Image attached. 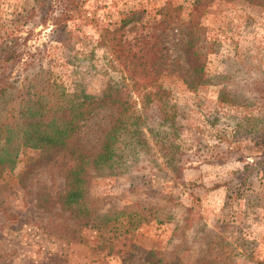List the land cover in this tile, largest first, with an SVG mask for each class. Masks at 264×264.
<instances>
[{
  "label": "rangeland",
  "instance_id": "374dc122",
  "mask_svg": "<svg viewBox=\"0 0 264 264\" xmlns=\"http://www.w3.org/2000/svg\"><path fill=\"white\" fill-rule=\"evenodd\" d=\"M63 1L0 0V40L11 35L26 49L5 72L25 84L15 95L26 94L34 75L98 95L108 79L125 76L100 44L102 30L134 11L119 31L133 44L165 0ZM170 1L185 20L192 0ZM69 2L78 14L66 22L65 49L50 35L51 17ZM199 25L204 83L189 89L182 81L190 77L179 35L166 38L157 73L136 70L137 89L129 85L127 94L142 114L143 139L91 175L83 218L51 198L64 188L65 152L21 147L13 167L0 171V264H144L149 250L179 264H264V151L246 130L264 117V0H212ZM24 60L32 65L24 69ZM156 82L167 111L138 98ZM105 118L98 113L69 147L96 151L92 130Z\"/></svg>",
  "mask_w": 264,
  "mask_h": 264
},
{
  "label": "trees",
  "instance_id": "16d2710c",
  "mask_svg": "<svg viewBox=\"0 0 264 264\" xmlns=\"http://www.w3.org/2000/svg\"><path fill=\"white\" fill-rule=\"evenodd\" d=\"M211 1L192 0L191 10L186 14V19L181 21L180 6L165 0L156 11L158 17L146 23L148 29L133 37V44L123 39L119 31L136 20L133 15L135 12H122L117 21L118 26L105 27L99 42L121 66L125 76L120 75L116 81L108 79L96 96L86 95L78 90L70 91L61 81L38 79L37 75H34L35 78L27 87L26 94L15 95L25 84L19 83L18 77L8 78L5 72L9 65L20 61L26 49L11 35L0 40V171L13 167L21 147L54 154L65 152L66 164L61 172L64 188L57 197L51 198L59 208H66L73 216L83 218L89 213L86 189L91 175L103 174L112 169L114 163L122 158V145H138L142 141L138 131L142 114L127 94V86L137 89L136 70L140 68L146 74L157 73L164 63L162 50L165 48L166 38L171 36L169 38L173 43L179 35L182 39L185 72L190 77H184L182 81L189 89H195L204 83L202 70L206 52L199 33V16L201 9ZM63 3L66 4L67 0ZM69 4L57 16L51 17L53 28L51 27L50 35L63 44L65 49L69 48L65 42L69 35L66 22L78 14L77 9H68L69 6H74L71 2ZM179 22H183L180 28L177 27ZM131 46L135 47L131 49ZM173 63L178 65L176 60ZM22 65L25 69L32 62L24 60ZM169 66H173L172 63ZM154 81L155 77L150 84ZM153 88V92L137 91L140 92L138 98L141 105L156 99L161 111H167L162 99L165 92L157 82ZM98 113H104L106 118L92 130L98 140L96 151L69 147V140L80 135ZM166 118L168 119L164 116L162 119ZM250 123L246 130L257 134L255 145L262 146L264 151V117L252 118ZM169 158L165 157L164 163L171 167ZM38 202L40 204L39 200ZM86 222L88 223V219ZM143 261L144 264H179V260L163 261L162 258H155L150 250L144 253Z\"/></svg>",
  "mask_w": 264,
  "mask_h": 264
}]
</instances>
